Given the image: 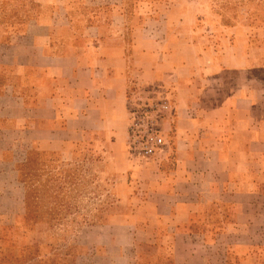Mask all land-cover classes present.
<instances>
[{"label":"crops","instance_id":"obj_1","mask_svg":"<svg viewBox=\"0 0 264 264\" xmlns=\"http://www.w3.org/2000/svg\"><path fill=\"white\" fill-rule=\"evenodd\" d=\"M78 30L42 16L0 36V218L27 215L35 157L87 160L97 183L116 179L136 264H264V57L248 35L206 34L183 14L161 43L137 29L130 51L118 29ZM136 81L164 82L176 108L167 150L146 166L127 148ZM9 227L0 235L23 229ZM110 227L87 246L124 250Z\"/></svg>","mask_w":264,"mask_h":264},{"label":"rangeland","instance_id":"obj_2","mask_svg":"<svg viewBox=\"0 0 264 264\" xmlns=\"http://www.w3.org/2000/svg\"><path fill=\"white\" fill-rule=\"evenodd\" d=\"M183 4L189 7L181 9ZM183 14L195 19L206 34L228 29L248 35L251 46L264 57V0H0V36L17 33L22 23L38 17H52L73 23L79 32L97 25H103L106 32L118 29L125 33L131 51L137 29L154 33L161 43L167 26ZM155 87L167 91L172 99L164 82L136 81L127 100L130 94L148 97L147 91ZM132 159L143 166L151 162ZM100 177V170L92 168L87 160L74 164L35 157L24 175L29 198L27 215L14 220L0 218L2 228H10L11 224L23 228L14 238L7 233L0 235L5 263L136 264L134 231L121 229L131 223L132 217L117 216L127 206L115 199L119 191L116 179L107 186L97 183ZM120 192L125 194L127 189ZM105 224L111 226L110 238L122 242L124 250L87 246L101 242V231L96 228ZM148 246L143 249L147 258ZM148 259L141 264H151Z\"/></svg>","mask_w":264,"mask_h":264},{"label":"built area","instance_id":"obj_3","mask_svg":"<svg viewBox=\"0 0 264 264\" xmlns=\"http://www.w3.org/2000/svg\"><path fill=\"white\" fill-rule=\"evenodd\" d=\"M148 97L128 96L129 131L127 148L131 158L152 160L169 146L176 109L167 91L148 90Z\"/></svg>","mask_w":264,"mask_h":264}]
</instances>
